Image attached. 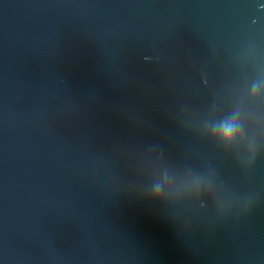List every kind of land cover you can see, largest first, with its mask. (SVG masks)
<instances>
[{
  "label": "water",
  "instance_id": "water-1",
  "mask_svg": "<svg viewBox=\"0 0 264 264\" xmlns=\"http://www.w3.org/2000/svg\"><path fill=\"white\" fill-rule=\"evenodd\" d=\"M0 264H264V0H0Z\"/></svg>",
  "mask_w": 264,
  "mask_h": 264
}]
</instances>
